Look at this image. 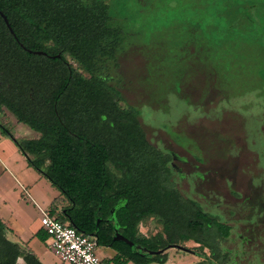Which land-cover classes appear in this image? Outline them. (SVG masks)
Masks as SVG:
<instances>
[{
	"label": "trees",
	"instance_id": "trees-1",
	"mask_svg": "<svg viewBox=\"0 0 264 264\" xmlns=\"http://www.w3.org/2000/svg\"><path fill=\"white\" fill-rule=\"evenodd\" d=\"M108 1L0 0V9L24 46L60 55L48 59L19 48L25 75L32 69L29 84L33 86V100L25 97L16 105L8 104V108L36 135L16 138L5 131L29 165L66 199L64 213L56 214L55 199L50 214L87 234L95 229V216L102 218L97 244L117 251L107 260L111 264L162 263L166 254L147 258L123 242H113L112 223L106 218L114 204L125 200L116 210L118 223L125 226L123 234L153 249L174 241L177 235L189 237L188 231L199 228L195 226L198 220L204 228L208 214L167 185L171 172L168 155L148 142L139 110L129 104L122 106L120 90L110 83L109 63L125 48L127 36L121 16ZM217 3L221 8L213 15L220 22L227 19L226 11L231 6H238L232 0ZM240 3L247 14L234 11L230 22L252 23L259 16L253 11L258 4L253 0ZM201 20L198 16L197 22ZM6 31L2 26L3 41ZM61 58L67 66L62 65ZM32 60L33 68L29 69ZM149 216L163 225L165 239L146 238L139 233V223ZM37 236L47 238L45 231L37 232ZM18 257L26 264H42L30 248L6 238L5 225L0 221V264H17Z\"/></svg>",
	"mask_w": 264,
	"mask_h": 264
},
{
	"label": "rangeland",
	"instance_id": "rangeland-1",
	"mask_svg": "<svg viewBox=\"0 0 264 264\" xmlns=\"http://www.w3.org/2000/svg\"><path fill=\"white\" fill-rule=\"evenodd\" d=\"M217 1L220 0L108 1L121 16L127 36L125 48L109 63L108 75L124 98L121 105L139 110L140 124L152 144L189 158L191 164L195 160L201 171L212 168L215 175L199 185L201 192L210 187L215 200L237 203L240 200L233 199L227 191L231 183L244 194L254 190L255 201H263L264 0H253L258 6L251 10L259 16L249 24L230 22L234 11L247 14L240 0H232L238 6H231L226 11L227 19L220 22L213 15L221 8ZM198 16H202L199 23ZM6 129L15 136L26 134L20 132L14 119L0 124V142L6 140L5 151L9 152L16 144ZM189 168L185 166L184 170ZM41 176L31 193L42 206L41 200L60 191ZM174 178L179 182L176 174ZM12 183L0 180V196L5 192L8 195L6 203L0 198V221L8 219L20 195L24 199L29 196ZM179 186L186 188V180ZM27 199L20 206L27 216L22 232L17 230L22 224L2 222L13 229L12 232L5 226L8 237L33 249L42 264H69L54 254L47 238L41 240L34 233L41 226L42 212ZM219 209L226 213V209ZM138 230L149 236L160 232L161 226L149 217L138 225ZM259 232L263 234L261 226ZM182 243L195 246L190 240ZM95 252L100 264H111L107 261L109 248L98 246ZM182 259L193 257L172 249L164 264H181ZM17 264L26 263L19 257Z\"/></svg>",
	"mask_w": 264,
	"mask_h": 264
},
{
	"label": "flooded vegetation",
	"instance_id": "flooded-vegetation-1",
	"mask_svg": "<svg viewBox=\"0 0 264 264\" xmlns=\"http://www.w3.org/2000/svg\"><path fill=\"white\" fill-rule=\"evenodd\" d=\"M2 26L7 29L5 32L6 39L4 41L2 39ZM20 42L15 31L14 34L9 31L0 15V124H5L13 119L20 122L15 114L8 108V104L14 103L16 105L20 103L21 99L25 100V97H28V100H33V86L29 84L32 76V69L29 70L26 76L24 70L21 68L19 48L25 52H31L27 51L26 46V48H23ZM31 54L42 55L48 59L60 58L58 53L51 54L46 52L45 54ZM61 61L63 66H67L65 59L61 58ZM32 62L33 60L29 63V69L32 67ZM148 142L161 151L162 154L168 155V165L171 172L170 177L166 181L167 185L172 186L185 199L198 205L203 212L208 214L207 219H209V221L207 220L206 226L201 228L202 222L198 220L195 226H199V228L194 227L195 229L188 231L187 236L189 237L187 238L177 235L174 241L163 242L155 249L149 248L144 242L143 246L152 250L163 249L156 256L166 254V260L168 258V251L172 249L182 250L193 257L191 260L182 259L183 261L181 264H264V199L263 201L260 199L255 201L254 190L244 194L242 189L230 183L227 189L229 196L240 201L233 204L221 202V200L217 201L212 197L213 193L210 187L206 192H201L198 189L199 185L208 182L209 178L212 179V175H215V173L213 174L211 172L212 168L201 171L198 169L199 164L196 163L193 157L194 163L191 164L189 158L178 156L164 146L158 148L149 140ZM175 160H178L179 165L175 163ZM185 166H189L190 168L184 170ZM174 174L177 175L179 182L186 180V188H180L179 182L174 178ZM214 196L220 197L217 193H214ZM219 208L226 209V213ZM61 212H65L64 208L61 209ZM101 220L102 218H100L98 223L96 236L99 231ZM108 222L111 224V221ZM158 223L161 226L160 232L157 231L149 236L143 234V237L153 238L155 236H160L165 239L166 233L164 227L160 222ZM259 226L263 228V234L259 232ZM124 228L125 226L119 224V232L122 233V235H124L122 232ZM96 236H94V238L97 243ZM112 236L113 228L111 224V238ZM112 240L113 242H121L113 238ZM188 240L192 241L195 246L188 247L182 243ZM98 246L103 245L97 244V247ZM103 247H107L111 250V257L117 253V251L109 245ZM166 260L160 264H164Z\"/></svg>",
	"mask_w": 264,
	"mask_h": 264
},
{
	"label": "crops",
	"instance_id": "crops-1",
	"mask_svg": "<svg viewBox=\"0 0 264 264\" xmlns=\"http://www.w3.org/2000/svg\"><path fill=\"white\" fill-rule=\"evenodd\" d=\"M14 122L16 123V126H18V129L20 130V132H23L26 134V136H28V137H26L23 134L22 135L23 138L34 137L35 132L29 126H27L26 124H24L22 122H18L16 120H14ZM15 137L16 138H22V137L17 136V135ZM5 143H6V140H2L0 142V174L2 177V179H0L1 183L13 182L12 184L14 185V187H15V185L17 187L20 186V190L24 189L25 192L27 194H29V196H28L29 198L28 197H27L28 199L27 198H25V199L20 198L21 197V195H20L16 200V205H15L16 207H14L13 211H11L8 219L4 220L2 222L4 224H7L6 222H8V223L18 222V223L22 224V226H20L19 229H17V230L22 232L23 229H25L24 226L26 225L27 216H26V213L24 211H22L23 208L20 207L21 205L23 206V203H21V202H23L26 199L31 201L33 203V205L36 207L37 211H39L41 213L42 209H49L51 211V209H50L51 208V202L55 199L58 201L57 202V210H59V212H61V209L64 207V205H66L67 201L64 198V196L59 193L58 195L49 197L47 200L46 199L41 200L42 203H44V204L42 206L39 205L40 203H38L34 199V197H32L33 195L31 192L33 190V184L37 181H41V179H42L41 174H39L36 170H34L29 165V163L26 159V156L21 152V150L18 148V146L15 145V142H14L15 146L12 145V148L9 151L10 153L5 151ZM0 198L2 199L3 203H6V201L8 200L7 193L5 192V193L1 194ZM5 226H6L7 230H11L13 232L12 227H9L8 225H5ZM40 231H44L41 228V226L39 228H37L34 233H37ZM5 236L7 239L11 240L12 242H17L23 248H30L27 245L22 244L21 241H18L17 239H12L11 237H8L6 229H5ZM31 250L34 252L33 249H31ZM35 255H36V253H35ZM108 257H111V254H109ZM129 262H127L126 264H128Z\"/></svg>",
	"mask_w": 264,
	"mask_h": 264
},
{
	"label": "built area",
	"instance_id": "built-area-1",
	"mask_svg": "<svg viewBox=\"0 0 264 264\" xmlns=\"http://www.w3.org/2000/svg\"><path fill=\"white\" fill-rule=\"evenodd\" d=\"M41 228L47 234V240L54 254L69 264H100L96 254L94 236L77 230L63 222L55 214L41 211Z\"/></svg>",
	"mask_w": 264,
	"mask_h": 264
},
{
	"label": "water",
	"instance_id": "water-1",
	"mask_svg": "<svg viewBox=\"0 0 264 264\" xmlns=\"http://www.w3.org/2000/svg\"><path fill=\"white\" fill-rule=\"evenodd\" d=\"M0 15L1 17L3 18L4 20V23L5 25L8 27L9 31L11 33L14 34V31L6 17V15L3 13V11L0 10ZM20 45L23 47V48H26L21 42H20ZM27 51L31 52V53H35V54H41V53H46L45 51H41V50H32L30 48H27ZM125 204V200H119L117 201L114 206L110 209V214L109 216L106 218L108 221H111L112 223V228H113V236L112 238L115 239V240H120L121 242L127 244L130 249L141 255V256H144V257H147V258H151V257H154L156 256L158 253H160L163 249H159V250H152V249H147L145 248L143 245L139 244V243H136L134 242L133 240L125 237L124 235H122V233L119 232V223L117 221V218H116V210L123 206ZM96 214V212H95ZM100 221V217H98L97 215L95 216V229L94 231L90 234L92 236H96V231L98 229V223Z\"/></svg>",
	"mask_w": 264,
	"mask_h": 264
}]
</instances>
